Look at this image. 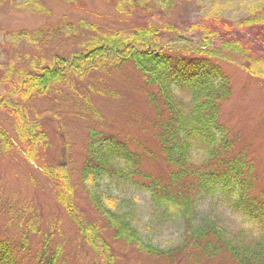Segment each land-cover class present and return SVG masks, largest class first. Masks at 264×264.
Returning <instances> with one entry per match:
<instances>
[{
    "label": "trees",
    "instance_id": "obj_1",
    "mask_svg": "<svg viewBox=\"0 0 264 264\" xmlns=\"http://www.w3.org/2000/svg\"><path fill=\"white\" fill-rule=\"evenodd\" d=\"M17 1L33 7V13L41 12L35 6L41 0H0V3L11 5ZM100 1L120 14L143 15L142 20L125 32L99 30L89 25L92 33L81 42L77 39L79 50L66 57L48 54V64L40 52L24 64L25 70L16 72L17 82L12 91L16 102L12 106L5 103L3 109L14 122L20 149L17 151L42 171L52 185L55 201L84 244L99 254L102 264H119L102 238L104 229L79 215L66 164L46 159V133L27 121L19 103L45 96L69 76L82 78L95 70L131 64L145 85L155 89L146 96L153 106L154 137L166 174H151L142 166L139 154L117 137L105 134L100 144L87 143L78 181L89 199L104 208L86 186H94L104 176L136 180L145 187L153 205L177 210L182 235L179 243L166 251L142 245L129 215L109 210H105L108 214L105 229L112 233L114 242L142 249L146 255L166 259L170 264H200L220 256L229 264H264V188L259 186L254 161L245 148H236V135L230 134L220 121L221 106L230 97V84L219 62L220 53L236 55L248 76H259L264 68V8H252L236 21L211 13L196 22L178 24L151 19L157 16L154 12L171 11L179 2L188 0ZM65 27L64 37L74 33L72 24L65 23ZM55 32L54 37L59 35ZM17 36L30 39L36 50L48 32L40 29ZM99 135L92 132L87 140ZM0 144L7 152L13 148L11 138L1 127ZM115 156L124 161V168L113 162ZM204 196L222 200L243 224L250 225L247 237H242L243 230L240 236L227 235L206 217L197 221V203ZM24 252V242L13 236H0V264H59L62 258L60 248L51 247V234L45 236L33 253Z\"/></svg>",
    "mask_w": 264,
    "mask_h": 264
},
{
    "label": "rangeland",
    "instance_id": "obj_2",
    "mask_svg": "<svg viewBox=\"0 0 264 264\" xmlns=\"http://www.w3.org/2000/svg\"><path fill=\"white\" fill-rule=\"evenodd\" d=\"M73 1L75 3L41 0L35 5L41 9L39 14L31 12L33 7L23 6L25 2L22 1L11 5L0 3V127L13 142V148L8 152L0 144V236H13L16 241L24 242V254H31L45 236L51 234V247H59L62 253L59 264H102L99 254L84 244L74 224L55 201L52 185L42 171L29 164L17 151L20 149L14 122L3 109L5 103L12 106L16 102L12 93L14 82H17L16 72L25 70L24 64L40 52H43L45 62L48 54L66 57L79 50L78 41L92 33L89 25L99 30L125 32L143 17L120 14L100 0ZM258 6L264 8V0H188L179 2L171 11L154 12L157 16L151 20L185 24L215 13L236 21ZM65 23L75 28L69 37L63 36L67 34ZM40 29L46 30L48 36L41 39L42 43L37 40L41 47L36 50L30 39L17 36ZM54 30L59 33L56 37ZM219 62L230 84V97L221 106L220 121L230 134L237 136L236 148H245L254 161L259 186L264 188V68L258 77H250L241 69L236 55L220 53ZM154 92L155 89L145 85L143 77L131 64H124L95 70L82 78L69 76L45 96L19 103L27 121L46 133V159L66 164L79 215L104 229L102 238L112 248L113 258L119 264L170 262L146 255L141 248L140 251L114 242L112 233L105 229L108 217L105 210L128 214L142 245L164 251L178 244L182 235L177 210L171 206L153 205L145 187L136 180L109 176L99 179L94 186H86L100 199L104 207L101 208L89 199L87 191L79 184L78 170L87 143L98 145L103 135L110 134L139 154L142 166L151 174H166L154 137L153 106L146 96ZM92 132L100 135L88 141ZM113 162L125 167L119 157L115 156ZM203 217L213 220L227 235L240 236V230H243L244 238L251 230L250 225L243 224L222 200L200 198L195 218L198 221ZM200 264L229 263L223 262L220 256Z\"/></svg>",
    "mask_w": 264,
    "mask_h": 264
}]
</instances>
